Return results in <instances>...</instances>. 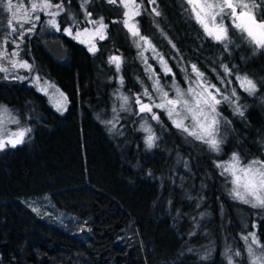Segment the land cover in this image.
<instances>
[{
	"label": "trees",
	"instance_id": "16d2710c",
	"mask_svg": "<svg viewBox=\"0 0 264 264\" xmlns=\"http://www.w3.org/2000/svg\"><path fill=\"white\" fill-rule=\"evenodd\" d=\"M248 1L264 22V0ZM137 2L140 34L173 67L175 82L192 81L195 64L220 88L219 99L235 89L244 115L228 102L216 106L221 143L215 152L154 108L159 121L147 120L158 139L147 148L140 128L147 121L135 115L134 97L148 101L144 88L154 90L141 50L120 22L125 8L119 0H89L91 18L103 17L108 25L92 54L63 33L70 17L88 25L80 0H63L61 30L45 42L49 51L36 30L24 36L19 58L34 61V72L66 94V112H58L31 77L8 79L0 72V103L23 118L27 107L34 118L26 141L0 151V264H229V257L231 264H253L247 251L252 233L264 255V208L234 200L233 178L215 166L230 162L233 153L243 163L264 162V47L228 18L225 49L204 34L186 0ZM113 55L122 57L119 73L108 63ZM221 65L231 74L226 77ZM237 76L251 80L256 91L245 92ZM120 94L130 97L131 110L121 111L113 129L106 122L115 120ZM128 112L130 118H122Z\"/></svg>",
	"mask_w": 264,
	"mask_h": 264
},
{
	"label": "snow or ice",
	"instance_id": "6c2138e0",
	"mask_svg": "<svg viewBox=\"0 0 264 264\" xmlns=\"http://www.w3.org/2000/svg\"><path fill=\"white\" fill-rule=\"evenodd\" d=\"M88 3L89 0H80V7L84 13L83 22L91 24L94 27V31L91 33L93 38L104 40L107 36L106 29L108 25L104 23L103 17H100L98 20L91 19V13L87 11ZM108 3L116 4L117 0H108ZM149 3L155 4V0H149ZM186 3L191 6L190 11L193 13V18L201 28H203L204 34L207 37H211L212 40L223 44L225 49H227L228 46L227 43H225V41L228 40V32L227 28L223 25L224 16H228L232 26L235 29H239L242 33H246L247 37L250 38L254 44L258 47H264V22L257 23L254 17L248 12L243 11V9L248 6L239 2V0H235V2L234 0H222V3H217L215 5L210 3L207 5H201L200 0H186ZM120 4L126 9L123 13L124 19L120 22L132 36L135 47L141 50L139 56L145 64V72L150 73L148 78L152 81V88L157 99L160 101L157 103L156 100L153 99V93H150L147 88H144L142 95L148 99L149 103H143L140 95H136L134 101L138 105V113H150L151 119L158 122L159 116L156 112H153V108L163 109L166 111L168 118L176 128L193 136L196 140L207 143L211 150L219 152L221 142L216 139V125L219 122L217 118L220 117V113L217 112L216 106L222 101L228 102L233 104L234 110L237 114L241 116L244 115L239 103L236 102L239 97L236 95L235 89H232L231 97L222 95L221 99H217V95H220V88H217L214 84H208L204 74L199 71L195 64H192L191 71L195 76L191 83L188 84L187 92L185 93L181 90L174 81L171 87L175 92V97L169 98L168 92L164 91L163 87L160 85L159 78L155 74L154 69H152L151 65L147 64L148 58L144 53L151 50L153 58L161 67L163 75L167 76L172 74L174 78L175 74L168 66L163 55L157 52L149 38L140 34L139 27L135 22V17L140 14V5L136 4L135 0H120ZM0 7L6 8L11 13L12 17L7 21L9 36L5 37L4 40L0 42V59H3L6 63L11 65V71L9 68L0 65V72L4 73L3 78H7L9 75H14V78L20 80L29 79V77H31L30 83L36 87L37 91L42 92L45 95H50L49 88H52L58 92L59 90L55 89V86L51 84L50 81L42 78L38 72H34V61L30 64L27 60L19 59V57L20 52L23 51L21 44H23L24 36L31 35L35 32L41 13L47 17L45 21V26L47 28L57 32L61 30L57 17L65 11L63 0H60L57 4H52L51 0H40L39 3L31 2L30 9L21 12L19 16L18 12L22 6H16L17 11H12L14 7L12 0H7V3H5V0H0ZM205 8L210 9L211 11L206 12L204 10ZM237 8L241 9L239 13L237 12ZM152 12L156 16L160 15V12H158L155 7L152 8ZM205 16L210 17L213 24L212 27H209L204 18ZM217 16H219L221 20L219 25L215 23ZM70 19L71 25L64 27L63 33L73 37V39H80V36L82 35L79 28L81 21H77L75 17H70ZM113 22L115 23V21ZM25 25H28V27H25ZM73 27L76 28L75 33H73ZM83 32L88 33L89 29L85 28ZM161 34L163 35V33ZM13 35L16 36V39H12ZM9 42L14 45L11 53L7 51V45ZM80 42L88 43L83 40ZM169 43L171 44V41H169ZM171 47L175 48V45L172 44ZM88 50L92 54H95L98 51L94 43H89ZM180 59L182 60L183 58L181 57ZM108 63L115 65L116 72L119 73L123 60L121 56L113 55L109 57ZM221 67L223 68L226 77L231 74V70L227 65H221ZM20 69L27 71L29 76L19 75ZM180 70L186 73L184 78L185 80H188L187 69L181 68ZM236 79L239 82V86L245 92L252 94L256 91V85L251 80L247 79V77L237 76ZM119 83L121 86L123 85L122 76L119 78ZM220 83L223 85L224 81L220 80ZM60 95L63 96L62 93ZM63 99L66 100V97ZM118 99L123 101L122 108L124 105H127L129 101V97L123 94L118 95ZM56 108L58 111H62L64 110V104L62 102H57ZM177 108L187 114L185 118L191 116L193 130L190 131L189 127L184 124L183 120L177 121L176 119H173L174 114H180V112L177 111ZM113 112H116L115 108L113 109ZM13 122L18 123V121ZM118 122L119 117L117 115L114 121H107L106 123L111 124L114 129ZM196 127H199L201 131L197 132L195 130ZM140 128L147 133L145 145L147 148L151 149L155 146L158 137H156L151 127L147 126L146 123L141 124ZM30 131L31 129H24L18 133H12L13 136H17L18 138L10 139L7 143L12 147L23 143V136L26 132ZM4 147L5 142L0 140V150H3ZM239 164V157L233 153L231 162L217 163L215 166L222 169L221 175H230L233 178L232 184L234 186L229 192V195L234 200L242 201L245 204H251L252 207L264 208V171L261 170L264 169V162L252 161L247 167L243 168L240 167ZM255 165H260V167L256 168L254 167ZM237 173H240V175ZM250 237L252 243L256 244L255 233L250 234ZM242 239L248 241L249 237L245 236L242 237ZM247 251L249 254H253L251 245L248 246ZM236 255L238 256L239 253L237 252ZM229 264H231V257H229ZM253 264H255V261Z\"/></svg>",
	"mask_w": 264,
	"mask_h": 264
},
{
	"label": "rangeland",
	"instance_id": "374dc122",
	"mask_svg": "<svg viewBox=\"0 0 264 264\" xmlns=\"http://www.w3.org/2000/svg\"><path fill=\"white\" fill-rule=\"evenodd\" d=\"M31 2L39 3L40 0H12L13 6H14L12 11H17L16 6H22L20 11L18 12V16H19L21 12L30 9ZM135 2H136V4H138L137 0H135ZM234 2H235V0H234ZM239 2H241L243 4H246L248 6L247 8L243 9V11L248 12L252 17H254L257 23H261L262 22V21L258 20V18L256 17L255 9L252 7V5H250L248 0H239ZM5 3H7V0H5ZM200 3H201V5H207L209 3L215 5L217 3H222V0H200ZM64 9L66 10V6H64ZM204 10L206 12L207 11H211L210 9H207V8H205ZM139 11H140V9H139ZM240 11H241V9L237 8V12L239 13ZM58 17H57V20H58ZM11 18H12L11 17V13L6 8L0 7V42H2L5 37L9 36V30H8L7 21L9 19H11ZM204 18H205L206 22L208 23L209 27H212L213 24H212V21H211L210 17L205 16ZM228 18H229L228 16H224V19H223V25L226 28H227L226 20ZM46 19H47V17L43 13H41L40 14V20H39V22L36 25L35 31L37 30V33H38V35H39V37L41 39V42L43 44H45V49L47 51H49V48H48V46L45 43L47 41V36H49L50 39H53L52 34H54L57 31L49 29V28H47L45 26ZM91 19H93V18H91ZM93 20H97V19H93ZM135 22L136 23L138 22L137 16L135 17ZM220 22H221L220 17L217 16L215 23L217 25H219ZM81 24L82 23H80L79 28H80V31H81L82 35L80 36V39H76V40L79 41V42L81 40L87 41L88 43H82V44L86 45L87 47H89V43H94L96 48H98L99 39L98 38H93V36L91 35V33L94 31V27L91 24H88V25H86L85 27L82 28ZM137 25H138V23H137ZM26 27H28V25H26ZM138 27H139V25H138ZM85 28L89 29L88 33H84L83 32V30ZM75 32H76V28L73 27V33H75ZM12 39H16V36L13 35ZM9 43H11V42H9ZM13 48H14V45H13V47L11 49L7 48V51L9 53H11L13 51ZM149 51H150V53L147 54V58H150L151 62L149 60H147V61L152 66V69H154L155 74H157V76L159 78L160 85L163 87L164 91L168 92L169 98H174L175 97V92H174V90H173V88L171 86H172L173 82L176 80V78L175 77L173 78L172 74H169L167 76L163 75L162 71H161V67L154 60L151 50H149ZM167 64L172 69V72L175 74V71H174L173 67L168 63V61H167ZM0 65L9 68V70L11 71V65L6 63L3 59H0ZM156 65L159 66V70L156 69L157 68ZM26 72L27 71H25L24 69H20L19 70V75L28 76V72L27 73ZM7 78L8 79H16V78H14V75H9ZM42 78H45V77H42ZM118 78H120V74L118 75ZM45 79L50 81L51 84H53L55 86V89L59 90L58 92H56L54 89L49 88L50 95H47L49 101L51 102V104L53 105V107L56 110H57L56 103L57 102H62L64 104V110H62V111H58L57 110V111L60 112V113H65L66 110L68 109V103H69L66 94L55 84V82H53L52 80H50L48 78H45ZM18 80H20V79H18ZM206 82H207V79H206ZM189 83H191V81L186 82V84H183V86H181V85H179L177 83L176 84L179 86V88L181 90H183L186 93ZM61 93L63 94V96L60 95ZM64 97H66V100L63 99ZM216 98L219 99V95ZM129 99H130V97H129ZM153 99L154 100L157 99V97L155 95V92L153 94ZM141 100H142L143 103H149V101L143 100L142 97H141ZM156 102L159 103L160 101L156 100ZM119 103H120V105H118L119 108L116 109V112L114 113V115L115 116L118 115V117L120 116L121 111H130L131 107H129V106H131V104H132V103H129V101H128L127 105H124V107L122 108L121 106L123 104V101L121 99H120ZM134 104H135V109H133V110H135V115L139 116L140 118H146L145 120L147 121L146 122L147 126L151 127V129H152V126H153L152 122L147 120V118L152 120L151 119V114L150 113H138V105L135 102H134ZM25 109H26V111L24 109L23 110L26 112V117L27 118H23V116H21L19 111L14 112L7 105H5L3 103H0V140H3L5 142L4 149H6L8 147H12L11 145H9L7 143L8 140L17 139L18 138L17 136H13L12 133H18V132H20V131H22L24 129H31L30 132H26L25 135L23 136V142L26 141L30 137V133L32 132V129H33V126H34V123H33L34 118L31 117L32 114H30V111L28 110V108L25 107ZM177 111H179L180 114L179 115H175L174 114L173 119H176L177 121L183 120L184 124L189 127V130L190 131L193 130V124H192L191 116H188V118H185V116L187 115L185 112L181 111L179 108H177ZM153 112H155L154 108H153ZM122 118H130V113L128 112L127 114L122 115ZM13 121H18V123H14ZM37 121L39 122V120H37ZM216 127H217V125H216ZM195 130L197 132L201 131L199 129V127H196ZM0 151H2V150H0ZM230 162H231V160H230ZM239 162H240V160H239ZM250 163L251 162H248V163L240 162L239 166L242 167V168L243 167H247V165H249ZM254 167L259 168L260 165H255ZM261 170L264 171V169H261ZM237 174L240 175V173H237ZM252 199H254V198H252ZM35 200L38 201V198H36ZM256 244H253L252 240H251V246H252L253 254H254V255L251 254L252 260L255 261L256 264H264V255L258 250Z\"/></svg>",
	"mask_w": 264,
	"mask_h": 264
}]
</instances>
